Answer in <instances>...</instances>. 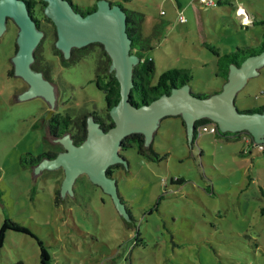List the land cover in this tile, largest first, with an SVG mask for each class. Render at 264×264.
<instances>
[{"label":"rangeland","instance_id":"1","mask_svg":"<svg viewBox=\"0 0 264 264\" xmlns=\"http://www.w3.org/2000/svg\"><path fill=\"white\" fill-rule=\"evenodd\" d=\"M71 1L88 7L99 0ZM108 1L144 14L142 35L152 36V49L146 51L155 66L152 82L177 68L191 74L193 93L223 89L216 53L262 41L263 26L253 22L264 20V0ZM36 16L47 32L40 41L46 58L54 60L51 24L39 12ZM156 25L162 27L153 35ZM17 34L18 26L8 19L0 34V227L11 219L28 233L5 232L0 264H264V151L243 138L203 132L189 144L182 115L163 118L151 140L161 160L140 155L134 143L119 151L127 167L110 166L130 220L85 173L76 176L72 194L65 196L62 165L36 174L45 160L32 166L31 155L55 151L56 159L66 151L53 141L66 133L52 136L46 118L102 115L106 99L90 82L96 74V54L90 51L70 66L54 61L49 85L55 109L38 95L18 101L29 84L15 75ZM235 105L239 111L264 105V67L238 92Z\"/></svg>","mask_w":264,"mask_h":264},{"label":"water","instance_id":"2","mask_svg":"<svg viewBox=\"0 0 264 264\" xmlns=\"http://www.w3.org/2000/svg\"><path fill=\"white\" fill-rule=\"evenodd\" d=\"M45 15L56 26L55 45L69 58L74 47H83L90 43H102L111 56L110 70L120 83V99L110 109L114 126L105 131L93 117L88 119L87 137L81 144L70 139V133L53 141H60L66 151L55 159H43L36 174L43 168L58 169L64 167L66 178L62 194L71 193L72 184L78 174L85 173L95 183L109 192L116 206L125 217L126 210L119 198L115 181L108 173L113 164L124 163L119 154L122 140L131 133H143L145 144L149 146L152 132L160 121L168 116L181 114L188 129L189 144L194 136L195 121L200 118L211 119L221 132L248 131L256 143L264 144V110L244 113L237 109L235 100L238 92L247 81L259 75L264 67V52L247 58L241 65H231L223 89L210 97L202 98L193 94L189 85L174 88L150 103L140 106L131 101L133 88V68L140 59L131 53V38L126 31L127 13L121 4L108 0H99L97 8L85 15L74 10L69 0H44ZM8 19L18 26L17 45L12 61L15 75L25 79L29 88L18 97V101L32 96H41L55 109V95L49 80L43 73L32 67L34 51L44 32L39 29L35 18L25 0H0V34L6 30ZM72 194V193H71Z\"/></svg>","mask_w":264,"mask_h":264},{"label":"trees","instance_id":"3","mask_svg":"<svg viewBox=\"0 0 264 264\" xmlns=\"http://www.w3.org/2000/svg\"><path fill=\"white\" fill-rule=\"evenodd\" d=\"M74 10L83 15L95 10L97 4L95 3L92 6L82 7L77 4H74L71 0ZM27 6L30 10V14L35 18L38 24H41V29L46 32L42 27L41 18L36 16V12L43 17L46 23L51 24V33L53 38L57 39V30L54 23L48 18L44 13V8L46 3L44 0H25ZM124 8V7H123ZM127 16V26L126 31L128 36L131 38V53L136 54L140 61L133 68V88L131 89V101L134 105L140 106L152 102L155 99L160 98L165 94H170L174 88L183 87L188 85L192 79L191 74L188 71H182L177 68H170L163 71L157 78L155 82H152L153 75L155 72L154 62L151 58L146 56V51L152 49V36L144 37L142 35V23L144 20V14L135 10H130L124 8ZM255 24H260L263 26L262 41L256 45L249 48H237L235 52L227 53L224 55H218L217 65L219 71L218 76H221L224 79V82L227 81L229 70L231 65H241L247 58L258 55L264 52V20L254 21ZM163 25V24H162ZM162 25H156L153 29V35H156ZM47 33V32H46ZM18 49L17 42L15 43V52ZM52 50V51H51ZM49 52L52 54L54 60H48L45 54L46 46L45 43L40 42L34 51V62L33 68L37 71L43 73V76L52 81V69L54 61L56 59L62 66H70L76 64L78 61L82 60L86 54L90 51H94L96 54V74L95 77L90 81L96 83L97 86L105 92L106 99V109L104 114L100 115L96 111L88 113V115L83 114L81 116L71 117L69 114L58 115L56 114L48 123V131L54 137H60L65 133H70L71 137L74 140L75 144H81L87 137V125L89 117H93L95 122L99 123L100 126L105 130H109L114 126V120L110 115V109L113 107L120 99V83L115 75V71L110 70L112 63L111 56L105 49L104 45L99 42L90 43L83 47H74L71 50V55L69 58H66L64 53L57 48L55 43L52 44V49ZM56 63V62H55ZM14 73V67L9 71V74ZM218 90H215L212 94H203V93H193L194 95L202 98L210 97L213 94L218 93ZM264 110V105L256 108H250L243 110L244 113H255L262 112ZM183 125H185L184 120L182 119ZM214 123L209 118H200L195 121V130L194 136L192 139V144L198 136L199 131L198 127L204 124ZM217 134L224 136L226 139H240L245 136L250 138V142L247 143L249 146H254L258 144L254 141L253 136L248 131H239V132H221L219 129L216 132ZM136 144L137 151L140 155L147 156L150 159L161 160L159 153L154 149L153 142L149 146L145 144V136L143 133H131L127 135L122 140L121 150H127L133 144ZM264 151V149H263ZM57 155L55 151H49L42 153L38 156H30V162L32 166L39 164L43 159H52ZM121 165V164H119ZM118 166V164H117ZM122 166V165H121ZM112 167L108 169L110 175ZM177 182H182V178H177ZM59 190H57L56 200L59 196ZM264 196V192H263ZM261 214L264 216V206L261 208ZM22 231L28 233L25 227L17 224L11 219H5L2 226L0 227V245L2 244L5 232L8 230ZM42 245V242H40ZM41 256L44 258L48 257V254L43 246H41Z\"/></svg>","mask_w":264,"mask_h":264},{"label":"built area","instance_id":"4","mask_svg":"<svg viewBox=\"0 0 264 264\" xmlns=\"http://www.w3.org/2000/svg\"><path fill=\"white\" fill-rule=\"evenodd\" d=\"M162 13H163V11H162ZM179 19H180L181 22H185L186 21V18L183 15L182 11L179 12ZM217 130H218V126L216 125V123L204 124V125H201V126L198 127L199 133H203V132L216 133ZM243 139L245 140L246 143L250 142V138L247 137V136L243 137ZM255 145H257L261 150L264 149V144L258 143V144H255Z\"/></svg>","mask_w":264,"mask_h":264},{"label":"flooded vegetation","instance_id":"5","mask_svg":"<svg viewBox=\"0 0 264 264\" xmlns=\"http://www.w3.org/2000/svg\"><path fill=\"white\" fill-rule=\"evenodd\" d=\"M10 20H12V19H10ZM36 22H37V21H36ZM7 23H8V21H7ZM37 25H38L39 29L42 30V29H41V24H38V23H37ZM42 31H43V30H42ZM43 32H44V31H43ZM44 33H45V32H44ZM34 58H35V57H34ZM32 67H33V63H32ZM48 117H49V116H48ZM48 117L46 118V119H47V125H48L49 121L51 120V118H48ZM70 135H71V134H70ZM112 170H113V168L111 169L110 174H112Z\"/></svg>","mask_w":264,"mask_h":264},{"label":"crops","instance_id":"6","mask_svg":"<svg viewBox=\"0 0 264 264\" xmlns=\"http://www.w3.org/2000/svg\"><path fill=\"white\" fill-rule=\"evenodd\" d=\"M185 9V8H184ZM240 9H242V10H244V8L243 7H240ZM181 11H183V10H181ZM184 15V14H183ZM246 16H247V18L250 20V17H249V15L248 14H246ZM261 70V69H260ZM191 89V88H190Z\"/></svg>","mask_w":264,"mask_h":264}]
</instances>
